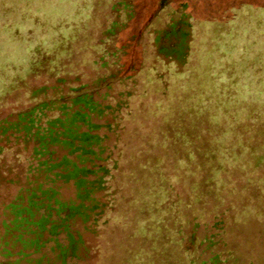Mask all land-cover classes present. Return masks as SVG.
<instances>
[{"label":"rangeland","instance_id":"1","mask_svg":"<svg viewBox=\"0 0 264 264\" xmlns=\"http://www.w3.org/2000/svg\"><path fill=\"white\" fill-rule=\"evenodd\" d=\"M183 15L188 59L172 66L152 32ZM256 74L258 92L264 0H0V122L53 99L55 87L86 85L102 104L126 101L108 140L105 211L89 230L78 226L85 245L66 264H211L216 255L217 264H264V93L244 100ZM218 86L236 102L220 107ZM3 153L0 175L12 169L23 181L28 163ZM18 189L0 184V225ZM61 194L73 198L74 188ZM4 233L0 264H37L44 255L43 264H64L52 244L19 255L21 243Z\"/></svg>","mask_w":264,"mask_h":264},{"label":"trees","instance_id":"2","mask_svg":"<svg viewBox=\"0 0 264 264\" xmlns=\"http://www.w3.org/2000/svg\"><path fill=\"white\" fill-rule=\"evenodd\" d=\"M120 4L125 9L129 7L126 3ZM38 12L47 17L41 10ZM129 15L134 17L135 14ZM186 18L187 15H183L167 29L152 32L156 34L154 45L157 53L168 59L172 66H182L188 59L191 40L184 28L191 24ZM117 26L119 23L108 30L107 35L114 36ZM233 42L241 49L237 38ZM225 50L227 54L231 53L227 47ZM259 55L255 51L251 57ZM113 56L116 57L115 54ZM236 62L248 66L250 59L239 55ZM257 76L259 75L256 74L253 80L258 85L246 87L249 94L244 99L246 102L262 99L264 88L256 91L261 84L256 82ZM128 79L130 77H126L125 81ZM101 82L102 80L97 83ZM67 87L66 91L55 87L53 99L36 103L0 122V157L5 150H15L16 158H22V162L28 163L22 172L23 181L21 175H12V169L8 174L0 175V184L19 187L14 199L4 205L0 235L1 227L5 232L4 239L13 235L16 238L14 245L21 243L22 246L19 255L24 256L26 249H34L37 253L52 244L51 252L58 251V259H62L64 264L69 257L79 258L81 248L85 245L78 226L83 224L85 230H89L87 223L105 211L106 204L102 200L109 195L106 194L108 179L111 177L108 162L112 159L108 153L111 149L108 140L110 134H116L119 129L117 114L126 104L125 100H117L115 106L102 104L96 99L95 90H89L86 85ZM239 88L244 89L242 86ZM47 91L44 88L35 92V95L41 92L46 94ZM221 92L223 88L215 89L214 97H219L220 101L236 102L235 96H220ZM125 94L121 93V98ZM109 96L106 94L102 98ZM220 101V107L228 105L227 101ZM109 117L112 121L107 120ZM71 186L74 188V197L65 199L61 190ZM15 232H19L20 236L16 237ZM26 234L34 237L24 238ZM212 244L213 241L208 247ZM5 251L6 248L3 249ZM6 253V256L11 254L9 251ZM44 257L45 255L37 259L36 263L43 264ZM219 261V255H216L211 259V264Z\"/></svg>","mask_w":264,"mask_h":264}]
</instances>
